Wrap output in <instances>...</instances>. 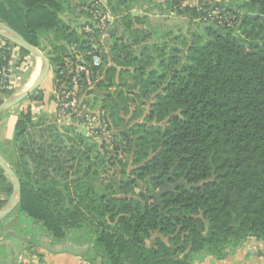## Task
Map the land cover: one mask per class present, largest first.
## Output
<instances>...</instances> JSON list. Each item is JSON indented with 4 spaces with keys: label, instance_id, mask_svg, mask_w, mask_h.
<instances>
[{
    "label": "trees",
    "instance_id": "16d2710c",
    "mask_svg": "<svg viewBox=\"0 0 264 264\" xmlns=\"http://www.w3.org/2000/svg\"><path fill=\"white\" fill-rule=\"evenodd\" d=\"M158 1L106 0L114 22L101 36L83 31L92 26L90 5L102 6L98 0L78 1L89 16L79 28L61 17L65 5L72 11L66 0H0V23L40 50L65 87L74 62L86 67L92 87L84 90L102 99L116 129L110 156L73 121L59 125L28 107L15 124L16 209L54 241L72 232L82 237L103 264H195L226 258L250 238L264 245V41L245 44L236 36L238 15L224 5L239 3L256 22L264 17V0ZM145 6L205 26L202 37L192 33L189 43L181 42L188 45L184 63L175 47L146 45L154 35L147 14L131 15ZM179 37L168 31L157 38L177 43ZM93 55L99 67L91 64ZM9 88L0 96L13 95ZM26 101L42 103V89ZM113 167L122 179L98 191ZM181 180L197 187H177L160 205L150 197ZM11 191L0 169V192Z\"/></svg>",
    "mask_w": 264,
    "mask_h": 264
},
{
    "label": "crops",
    "instance_id": "0c3cea01",
    "mask_svg": "<svg viewBox=\"0 0 264 264\" xmlns=\"http://www.w3.org/2000/svg\"><path fill=\"white\" fill-rule=\"evenodd\" d=\"M69 1L71 7L79 11L77 6L79 0ZM154 1L157 2L158 0ZM99 2L107 9L106 3L104 5L102 1ZM1 48H6L8 51L9 89L13 90V94L26 91L31 87L39 72L40 64L37 63V58L32 55L22 58L17 47L0 39ZM65 62H67V59H65ZM50 74L51 79H49L46 87L39 88L44 93L42 103L28 102L26 107L22 105L15 106L17 109L13 107L0 115V153L11 169L12 165L18 161L15 124L19 113L30 107L34 114L43 112L52 115L53 98L66 86L64 80L57 79L54 67L51 65ZM58 84L60 86L57 88ZM8 97L1 95V102ZM10 195L11 193L0 192L2 206ZM0 264H103V261L94 254L92 244L82 237L80 238L72 232L64 239L54 241L39 224L33 222L15 208L0 221ZM195 264H264V245L260 241L250 238L226 258L216 260L213 257H205Z\"/></svg>",
    "mask_w": 264,
    "mask_h": 264
},
{
    "label": "rangeland",
    "instance_id": "374dc122",
    "mask_svg": "<svg viewBox=\"0 0 264 264\" xmlns=\"http://www.w3.org/2000/svg\"><path fill=\"white\" fill-rule=\"evenodd\" d=\"M99 1H102L104 3V5L106 3V0H99ZM68 2L70 3L69 0H68ZM224 5L226 6L225 7L226 9H233V11H236V13L238 15L237 16L238 20L232 26V31L236 36H238L240 39H242L245 42V44L262 43L264 41V17L260 18L256 22H252L251 19H249L248 17H253L254 14H247L248 12H246L245 10H242V9L238 10L237 6L239 5V3L235 2V1H230V2L225 3ZM70 7H71V5H70ZM103 8H104V6H102V9ZM75 9L72 8V10H73V12H72L71 10L67 9V6L65 5L64 13L62 14L61 17L71 27L79 28V26H81V25L83 26L89 22V16H87L86 13H81L80 10L76 11ZM89 14H90V11H89ZM145 14H147L145 17H146V21H147L146 24L148 26V29L154 33L153 37L147 39L146 45H152L154 43L158 44L159 46L166 45V50L171 49L170 48L171 46L175 47L180 51L181 63H184L186 61L185 56H186V51H187L188 45L184 46V45H182L181 42L183 41V39H185L186 42L189 43V41L192 38L191 37L192 33H195L196 35H199L200 37H202L204 35L203 29L205 28V26L203 24H200L199 22H194V21L189 20L188 18H184V17H180V16H175L169 12L159 13L155 10H152L151 7L147 8L146 11L138 10V9H134L133 11H131V15H135V16H143ZM246 15H250V16H246ZM217 16H219L220 18L222 17V15L218 14L217 12H212V14H211L212 18L213 17L216 18ZM112 25L113 24H110V26L108 28H110ZM118 31H119V29H118ZM168 31H170L172 34H174L176 36H180L179 41L178 42L176 41L177 43H175L170 38H168V43H163V40L161 38H157L158 36H161ZM99 40L102 41L103 38H99ZM50 51L51 50L48 47L45 52L49 53ZM36 60H37V63L40 64L39 60L38 59H36ZM100 61H101V59H100ZM49 79H51V74L48 76V79L46 80V82L43 83L40 87L41 88L44 86L46 87ZM115 91H116L115 88L109 89V93H111V94L115 93ZM126 91H127V89L125 90V92ZM103 94H106V92L101 91V93H99L100 97ZM96 97H97L96 95L90 96V95H87L85 93L83 100L87 104V102H89L90 99H94V100L97 99ZM101 100L97 99V100H95L96 101L95 103L91 102L92 105L90 103V107H88V105H87V107H88L89 111L92 112L94 115H96L102 119H105L106 124H107V128L105 129V131H96V132H98L99 135H93V133H91L90 131H87L88 127L86 128V126L84 125L83 122L81 123V122H79V120H71V121H73V123H74L73 127L76 129V131H78L79 133L84 134L86 136H88V134H89L88 137L92 136L91 138L93 140H95V142H97V145H99V146L102 144H105L106 145V151L111 156L112 155L111 154L112 153V144H113L112 141H113L114 135L116 134V129L113 127V124L110 123V119H109V115H108L107 111H105L102 108ZM97 101H99V102H97ZM20 105H22L23 107L24 106L26 107L28 105V101L22 102ZM20 105H18V107ZM16 107H14V108H16ZM127 118H128V116H126L124 119H127ZM108 121H109V123H108ZM58 124L63 125V122L58 123ZM124 158L125 157L123 156V161H124ZM118 172L119 171L117 170V167H113L112 169H109V171L104 176L105 181H103L102 186L100 185L99 188H97V190L103 191V189H105L108 191V189L104 188V187L109 186V185H110L109 186L110 188L112 187L111 189L116 188V181L118 182L119 180L122 179L121 176L118 174ZM120 185H123V184H120ZM110 188H109V190H110ZM117 191L125 192V190H122V189L118 190V188H117ZM135 192H138V188L135 189Z\"/></svg>",
    "mask_w": 264,
    "mask_h": 264
},
{
    "label": "built area",
    "instance_id": "2783aa9c",
    "mask_svg": "<svg viewBox=\"0 0 264 264\" xmlns=\"http://www.w3.org/2000/svg\"><path fill=\"white\" fill-rule=\"evenodd\" d=\"M90 15L92 26H84L83 31L90 34L93 30H96L101 36L105 35L106 29L113 21L108 10L106 8L102 9L99 3L94 2L90 5ZM7 53L6 48L0 49V62L8 60ZM91 64L93 67H99V56L93 55ZM72 67L67 76L69 85L56 94L54 101H52L51 114L56 118L57 123H65L71 120L82 121L86 128L88 127L87 131H90L93 135H98L96 131H105L107 124L105 119L90 112L83 100L86 93L84 87H92L88 71L79 62H74ZM82 77H84V80ZM9 81L10 70L7 64L0 63V89L7 90L10 87Z\"/></svg>",
    "mask_w": 264,
    "mask_h": 264
},
{
    "label": "water",
    "instance_id": "95a60500",
    "mask_svg": "<svg viewBox=\"0 0 264 264\" xmlns=\"http://www.w3.org/2000/svg\"><path fill=\"white\" fill-rule=\"evenodd\" d=\"M0 38L9 41L18 49L28 52L40 61V69L37 77L31 87L21 93H16L0 103V115L11 108L20 105L29 95L34 93L47 79L50 72V62L48 58L37 48L27 43L17 32L0 23ZM0 169L9 178L12 185V192L6 203L0 208V221H2L12 210H14L20 201V181L14 171L11 169L3 155L0 153ZM172 175V172H171ZM183 186L186 190L196 188V185H188L184 180L165 184L158 190L152 192L150 197L156 200L160 205V197L166 193H174L177 187Z\"/></svg>",
    "mask_w": 264,
    "mask_h": 264
}]
</instances>
